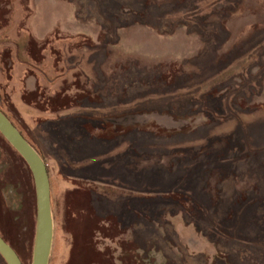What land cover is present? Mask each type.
Here are the masks:
<instances>
[{
  "label": "rangeland",
  "instance_id": "obj_1",
  "mask_svg": "<svg viewBox=\"0 0 264 264\" xmlns=\"http://www.w3.org/2000/svg\"><path fill=\"white\" fill-rule=\"evenodd\" d=\"M0 110L47 165L48 264H264V0H0ZM36 222L0 133L23 264Z\"/></svg>",
  "mask_w": 264,
  "mask_h": 264
},
{
  "label": "water",
  "instance_id": "obj_2",
  "mask_svg": "<svg viewBox=\"0 0 264 264\" xmlns=\"http://www.w3.org/2000/svg\"><path fill=\"white\" fill-rule=\"evenodd\" d=\"M0 133L25 160L32 173L37 196V222L32 264H48L53 242V218L47 165L1 110ZM0 255L7 264H23L14 248L1 235Z\"/></svg>",
  "mask_w": 264,
  "mask_h": 264
},
{
  "label": "flooded vegetation",
  "instance_id": "obj_3",
  "mask_svg": "<svg viewBox=\"0 0 264 264\" xmlns=\"http://www.w3.org/2000/svg\"><path fill=\"white\" fill-rule=\"evenodd\" d=\"M48 170V169H47ZM50 181V180H49ZM50 194H51V192H50ZM52 208V207H51ZM120 249V253H123V246H118ZM89 248L90 249H92L93 250V252H94V249H96L97 248V245H95V246H92L91 244L89 245ZM95 256H96V260L95 261H91L90 263L91 264H109V262H102V254H101V249L98 247V252H97V249L95 250ZM216 253H218V252H216ZM216 255V254H215ZM72 257V256H71ZM70 261V260H69ZM118 260H113V262H111V264H125L122 260H120V261H118ZM76 262H74V264H75ZM72 264V263H71ZM126 264H129L128 262L126 263Z\"/></svg>",
  "mask_w": 264,
  "mask_h": 264
}]
</instances>
